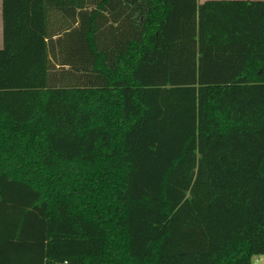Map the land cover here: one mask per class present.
Wrapping results in <instances>:
<instances>
[{
	"label": "trees",
	"instance_id": "trees-1",
	"mask_svg": "<svg viewBox=\"0 0 264 264\" xmlns=\"http://www.w3.org/2000/svg\"><path fill=\"white\" fill-rule=\"evenodd\" d=\"M0 264L264 256V0H2Z\"/></svg>",
	"mask_w": 264,
	"mask_h": 264
},
{
	"label": "rangeland",
	"instance_id": "rangeland-1",
	"mask_svg": "<svg viewBox=\"0 0 264 264\" xmlns=\"http://www.w3.org/2000/svg\"><path fill=\"white\" fill-rule=\"evenodd\" d=\"M200 3L206 0H198ZM2 0H0V48L3 47V25H2ZM259 264H264V256L258 257Z\"/></svg>",
	"mask_w": 264,
	"mask_h": 264
},
{
	"label": "built area",
	"instance_id": "built-area-1",
	"mask_svg": "<svg viewBox=\"0 0 264 264\" xmlns=\"http://www.w3.org/2000/svg\"><path fill=\"white\" fill-rule=\"evenodd\" d=\"M254 264H259L258 258L255 260V263Z\"/></svg>",
	"mask_w": 264,
	"mask_h": 264
}]
</instances>
